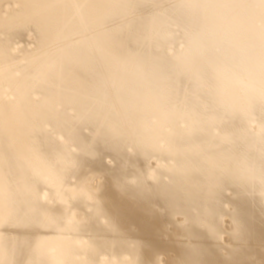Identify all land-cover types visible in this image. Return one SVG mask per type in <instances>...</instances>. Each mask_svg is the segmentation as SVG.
<instances>
[{
  "label": "bare ground",
  "instance_id": "obj_1",
  "mask_svg": "<svg viewBox=\"0 0 264 264\" xmlns=\"http://www.w3.org/2000/svg\"><path fill=\"white\" fill-rule=\"evenodd\" d=\"M0 264H264V0H0Z\"/></svg>",
  "mask_w": 264,
  "mask_h": 264
},
{
  "label": "rangeland",
  "instance_id": "obj_2",
  "mask_svg": "<svg viewBox=\"0 0 264 264\" xmlns=\"http://www.w3.org/2000/svg\"><path fill=\"white\" fill-rule=\"evenodd\" d=\"M4 77V76H3ZM99 178L95 179L97 182L101 181V180H98Z\"/></svg>",
  "mask_w": 264,
  "mask_h": 264
}]
</instances>
